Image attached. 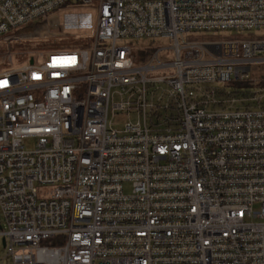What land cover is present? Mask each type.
Returning <instances> with one entry per match:
<instances>
[{
	"label": "built area",
	"instance_id": "1",
	"mask_svg": "<svg viewBox=\"0 0 264 264\" xmlns=\"http://www.w3.org/2000/svg\"><path fill=\"white\" fill-rule=\"evenodd\" d=\"M69 1L0 0V264H264V40L181 42L264 30V0H98L64 49ZM158 37L176 59L137 63L126 40Z\"/></svg>",
	"mask_w": 264,
	"mask_h": 264
},
{
	"label": "rangeland",
	"instance_id": "2",
	"mask_svg": "<svg viewBox=\"0 0 264 264\" xmlns=\"http://www.w3.org/2000/svg\"><path fill=\"white\" fill-rule=\"evenodd\" d=\"M98 0H94L92 3H85L77 0H70L63 6L57 8L56 10L47 14L49 25L59 22L64 26V31L72 33V37L59 39L64 40L62 42L68 43L66 46H61L64 49H68L69 44H74L81 42L76 48L88 47L92 43L96 32V22L98 14ZM73 38V39H72ZM264 40V30L263 29H252L247 31H236V30H216V31H191L187 32L184 37H181V42L183 41H246V40ZM74 40V41H73ZM48 40L43 39H31L27 40L24 45L34 47H44L47 45ZM82 42H85L84 44ZM126 43L131 44L134 47V51L139 59L137 63L142 64L146 62L148 56L154 55L160 49V56L162 60L173 61L176 59L173 49L174 41L166 37L150 38V39H127ZM4 47V46H2ZM70 47H73L72 45ZM21 47L18 44L13 46L14 51L20 50ZM7 50V48H3ZM4 50V51H5ZM30 56H16L14 63L4 62L2 67L8 69L10 67L17 68L21 64L28 62ZM3 62L0 58V64ZM251 79L262 80L264 79V62L252 63L251 66ZM156 85H148L149 92ZM160 92H161V88ZM159 92V93H160ZM150 96V95H149ZM118 99V98H117ZM152 109L148 108V124L152 125L154 120L151 118ZM161 114L164 116L166 114H178V111H173L170 109L166 111L164 107L160 109ZM125 112V111H120ZM132 121H138V112H132L130 114ZM110 119H112V111L110 112ZM141 120L144 118L141 116ZM156 120V119H155ZM113 121L116 122V127L118 129H123L125 126V121L120 117H114ZM27 147L29 149L34 147V141H27ZM127 192L132 191V186L130 184L125 185ZM260 205L256 204L255 208L260 209ZM0 222L3 226H6V221L3 213L0 211ZM48 243H53L49 241ZM2 257L6 255V249L2 246L1 248ZM3 264H14L11 258H5Z\"/></svg>",
	"mask_w": 264,
	"mask_h": 264
},
{
	"label": "trees",
	"instance_id": "3",
	"mask_svg": "<svg viewBox=\"0 0 264 264\" xmlns=\"http://www.w3.org/2000/svg\"><path fill=\"white\" fill-rule=\"evenodd\" d=\"M51 42H52V41H51ZM51 42H50V41H48L46 46L50 45V44H51ZM82 43L84 44L85 42H82ZM74 44H76V45H79V44H81V42H77V43H74ZM46 46H44V47H46ZM138 61H139V59H138Z\"/></svg>",
	"mask_w": 264,
	"mask_h": 264
},
{
	"label": "water",
	"instance_id": "4",
	"mask_svg": "<svg viewBox=\"0 0 264 264\" xmlns=\"http://www.w3.org/2000/svg\"><path fill=\"white\" fill-rule=\"evenodd\" d=\"M0 228H2V224L0 223ZM4 245L6 244V239H3Z\"/></svg>",
	"mask_w": 264,
	"mask_h": 264
}]
</instances>
